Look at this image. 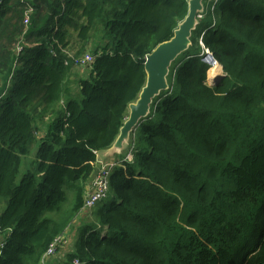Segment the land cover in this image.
<instances>
[{
  "label": "trees",
  "instance_id": "trees-1",
  "mask_svg": "<svg viewBox=\"0 0 264 264\" xmlns=\"http://www.w3.org/2000/svg\"><path fill=\"white\" fill-rule=\"evenodd\" d=\"M189 1L0 0V264H40L75 226L146 85V56ZM216 12L172 63L64 264H264V0ZM204 31L225 72L215 85ZM87 53L74 97L67 75Z\"/></svg>",
  "mask_w": 264,
  "mask_h": 264
},
{
  "label": "water",
  "instance_id": "water-1",
  "mask_svg": "<svg viewBox=\"0 0 264 264\" xmlns=\"http://www.w3.org/2000/svg\"><path fill=\"white\" fill-rule=\"evenodd\" d=\"M203 0H190L188 15L175 31L174 37L160 44L151 54L146 56V85L137 103L131 104L129 116L121 128L115 146L121 148L126 139L137 129L149 112L153 99L168 89L167 76L172 63L191 45V36L196 28V16L202 10ZM223 78V77H222ZM217 84L220 83L221 79ZM95 176V173H94ZM94 178V177H93Z\"/></svg>",
  "mask_w": 264,
  "mask_h": 264
},
{
  "label": "built area",
  "instance_id": "built-area-1",
  "mask_svg": "<svg viewBox=\"0 0 264 264\" xmlns=\"http://www.w3.org/2000/svg\"><path fill=\"white\" fill-rule=\"evenodd\" d=\"M219 0H208L207 8L209 12L215 13L217 9V4ZM206 16V12L202 9L198 12V18H204ZM199 44L202 47V53L201 58L202 61L205 62L208 65V71L210 72L213 68H219L220 74L223 73L222 66L220 65L218 59L215 57L213 52L210 48L206 47L203 43V36L199 39ZM94 56L92 54H86L81 60H78V63L82 66H91V63L93 62ZM209 75V74H208ZM216 76L211 81L209 80L210 85H215L218 83L216 79L219 77ZM225 76V75H224ZM125 160L131 161L132 156L129 155ZM122 162H110L105 159H97L96 161V169L97 172L95 173V176L88 187V190L85 194L84 198V206L81 212L88 213L90 212L98 202L105 199L108 195L109 189H110V175L111 171L114 167L120 165ZM65 239L63 236H59L55 241L49 246L47 252L43 256L40 264H49L50 260L53 259V257L56 255L59 248H63L65 246ZM0 253H1V245H0ZM72 264H84L81 263L79 260L75 259Z\"/></svg>",
  "mask_w": 264,
  "mask_h": 264
},
{
  "label": "crops",
  "instance_id": "crops-1",
  "mask_svg": "<svg viewBox=\"0 0 264 264\" xmlns=\"http://www.w3.org/2000/svg\"><path fill=\"white\" fill-rule=\"evenodd\" d=\"M89 74H90V70L88 68L82 66V65L75 64L71 67V69L67 75L66 82H65L66 90L69 92V94L71 96L75 97L77 95V93L79 92V85H78L79 81L83 78L88 77ZM130 138H131V136L124 141L123 146L121 148H118L115 145H113L110 149H108L107 151L100 154V156L98 158L99 159H105V160L110 161V162H122L121 159L125 160L129 155L132 156L130 149H129ZM132 158H133V156H132ZM96 172H97V169H96L95 173ZM93 177H94V174H93L92 178L90 179L88 186L91 184ZM87 190H88V187H87ZM85 214H86L85 212H81L79 215V218L74 223L75 226L69 228L65 232V234L62 235L63 238H67L66 244H67V246L69 244L71 249H72L73 242L75 240L77 227L81 224L80 220H82L85 217ZM2 240H4V237L0 235V242Z\"/></svg>",
  "mask_w": 264,
  "mask_h": 264
},
{
  "label": "rangeland",
  "instance_id": "rangeland-1",
  "mask_svg": "<svg viewBox=\"0 0 264 264\" xmlns=\"http://www.w3.org/2000/svg\"><path fill=\"white\" fill-rule=\"evenodd\" d=\"M221 0H219V2H220ZM219 2H218V4H219ZM218 4H217V7H218ZM207 5H208V0H203L202 1V9L206 12V16L208 15V14H210L211 16H212V23H213V25H215L216 23H217V9H216V11H215V13H211V12H209V10H208V8H207ZM205 16V17H206ZM204 17V18H205ZM204 18H198V15L196 16V26H197V24H198V22L199 21H201V20H203ZM216 26H213L212 28H215ZM211 28V29H212ZM205 33H206V31H204L201 35H200V37L201 36H203V43H204V35H205ZM200 37L198 38V43H199V39H200ZM94 43V41L93 42H91V44H90V46L92 45ZM95 43H97V41H95ZM205 44V43H204ZM199 46H200V44H199ZM206 46V45H205ZM207 47V46H206ZM200 48H201V52H200V56H201V53H202V47L200 46ZM209 48V47H208ZM214 54V53H213ZM86 55V54H85ZM84 55V56H85ZM83 56V57H84ZM83 57H81V58H79L78 60H81ZM208 74H209V71H208ZM224 75H225V72H223L221 75H219V77L216 79V81H219V78H222V77H224ZM212 79V78H211ZM207 83L209 84V75H208V81H207ZM78 94V93H77ZM76 100H82V99H76ZM20 179H21V176H19V178H18V182L20 181ZM79 218V217H78ZM77 218V219H78ZM76 219V220H77ZM89 220V219H88ZM65 239V241H66V239L67 238H64ZM67 243V242H66ZM65 243V246L63 247V248H59L58 249V253L53 257V261H52V264H64V259L66 258V256H67V254L71 251V248H70V246H69V244H68V246H67V244ZM67 246V247H66Z\"/></svg>",
  "mask_w": 264,
  "mask_h": 264
},
{
  "label": "bare ground",
  "instance_id": "bare-ground-1",
  "mask_svg": "<svg viewBox=\"0 0 264 264\" xmlns=\"http://www.w3.org/2000/svg\"><path fill=\"white\" fill-rule=\"evenodd\" d=\"M220 69L219 68H213L212 70H211V78L213 79V78H215L216 76H218L219 74H220Z\"/></svg>",
  "mask_w": 264,
  "mask_h": 264
},
{
  "label": "clouds",
  "instance_id": "clouds-1",
  "mask_svg": "<svg viewBox=\"0 0 264 264\" xmlns=\"http://www.w3.org/2000/svg\"><path fill=\"white\" fill-rule=\"evenodd\" d=\"M96 171V170H95Z\"/></svg>",
  "mask_w": 264,
  "mask_h": 264
}]
</instances>
